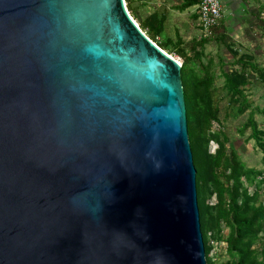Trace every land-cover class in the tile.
Segmentation results:
<instances>
[{
    "label": "water",
    "instance_id": "water-1",
    "mask_svg": "<svg viewBox=\"0 0 264 264\" xmlns=\"http://www.w3.org/2000/svg\"><path fill=\"white\" fill-rule=\"evenodd\" d=\"M181 67L125 0H0V264H207Z\"/></svg>",
    "mask_w": 264,
    "mask_h": 264
},
{
    "label": "rangeland",
    "instance_id": "rangeland-1",
    "mask_svg": "<svg viewBox=\"0 0 264 264\" xmlns=\"http://www.w3.org/2000/svg\"><path fill=\"white\" fill-rule=\"evenodd\" d=\"M181 3L182 0H131L133 12L128 11L140 28L141 23L151 21L152 15L164 17L163 32L156 36V42L165 44V51L171 52L181 64L183 55L190 58L189 78L201 77L205 70L213 77L219 122H212L210 131L225 132L229 138L227 146L248 168L264 170L263 151L250 138L251 128L246 126L252 115L258 128L264 131V80L260 75L261 70L264 72V0H222L221 22L204 45L198 44L203 37L195 7L181 11L178 8ZM142 31L149 37L146 29ZM224 73L243 75L246 84L240 85L242 95L231 96ZM240 108H244V112H240ZM216 148L215 141L209 143V152L213 153ZM255 183L246 184L250 193ZM261 187L263 192L264 182ZM260 195L263 201V193ZM215 202V195H212L208 203L214 205ZM222 229L220 237L213 231L207 233L209 253L215 258L213 264H225L229 259L226 251L228 229Z\"/></svg>",
    "mask_w": 264,
    "mask_h": 264
},
{
    "label": "trees",
    "instance_id": "trees-1",
    "mask_svg": "<svg viewBox=\"0 0 264 264\" xmlns=\"http://www.w3.org/2000/svg\"><path fill=\"white\" fill-rule=\"evenodd\" d=\"M197 0H182L178 7L181 11L197 5ZM127 8L133 12L131 0H126ZM164 17L151 16L150 22L141 23L149 37L156 42L157 35L163 32ZM207 38L199 41L204 45ZM157 43V42H156ZM158 44V43H157ZM163 50L165 44H158ZM171 55V52H168ZM189 57L183 55L181 78L186 105L188 134L194 165L196 167L197 199L200 213L207 264H213L209 256L208 231L219 237L222 228L228 229L226 251L229 259L225 264H264V200L260 201L264 170L248 168L237 153L227 146L229 138L223 131L211 132L212 122H219V109L215 103L213 77L208 70L203 76L189 78ZM255 67L254 65H251ZM225 85L233 98L242 95L240 85L246 80L240 73H224ZM260 75L264 80V72ZM244 112V108H240ZM253 138L262 149L264 165V131L258 128L251 115L247 122ZM216 142L214 153L209 152L210 142ZM260 178V180H258ZM256 182V183H255ZM255 183L250 193L246 184ZM215 195V204L208 200ZM261 235L263 237H261Z\"/></svg>",
    "mask_w": 264,
    "mask_h": 264
},
{
    "label": "built area",
    "instance_id": "built-area-1",
    "mask_svg": "<svg viewBox=\"0 0 264 264\" xmlns=\"http://www.w3.org/2000/svg\"><path fill=\"white\" fill-rule=\"evenodd\" d=\"M197 1L198 27L201 32V36L203 38H208L212 36L214 29L220 24L223 17L222 0ZM176 60L178 61V59ZM209 256L214 263L215 258L213 257V253H209Z\"/></svg>",
    "mask_w": 264,
    "mask_h": 264
},
{
    "label": "crops",
    "instance_id": "crops-1",
    "mask_svg": "<svg viewBox=\"0 0 264 264\" xmlns=\"http://www.w3.org/2000/svg\"><path fill=\"white\" fill-rule=\"evenodd\" d=\"M191 7H195V11H196V15H195V17H196V20H197V25H198V13H197V5H194V6H191ZM190 8V7H189ZM189 8L187 9V10H189Z\"/></svg>",
    "mask_w": 264,
    "mask_h": 264
},
{
    "label": "bare ground",
    "instance_id": "bare-ground-1",
    "mask_svg": "<svg viewBox=\"0 0 264 264\" xmlns=\"http://www.w3.org/2000/svg\"><path fill=\"white\" fill-rule=\"evenodd\" d=\"M134 20V19H133ZM135 21V20H134ZM136 22V21H135ZM178 62H179V60H178ZM180 63V62H179Z\"/></svg>",
    "mask_w": 264,
    "mask_h": 264
}]
</instances>
